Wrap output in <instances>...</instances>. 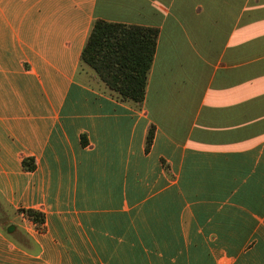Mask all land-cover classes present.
<instances>
[{
    "label": "crops",
    "instance_id": "0c3cea01",
    "mask_svg": "<svg viewBox=\"0 0 264 264\" xmlns=\"http://www.w3.org/2000/svg\"><path fill=\"white\" fill-rule=\"evenodd\" d=\"M98 20L160 30L143 104ZM0 201V264H264V0H0Z\"/></svg>",
    "mask_w": 264,
    "mask_h": 264
},
{
    "label": "trees",
    "instance_id": "16d2710c",
    "mask_svg": "<svg viewBox=\"0 0 264 264\" xmlns=\"http://www.w3.org/2000/svg\"><path fill=\"white\" fill-rule=\"evenodd\" d=\"M160 30L154 27L125 25L98 20L94 23L83 49L81 61L90 67L105 86L123 102L143 104L146 99L149 75L156 55ZM155 128L151 127L145 145L149 153L154 144ZM84 146L87 145L83 137ZM26 172H34V158L22 161ZM35 225L46 231V215L38 210H20Z\"/></svg>",
    "mask_w": 264,
    "mask_h": 264
},
{
    "label": "water",
    "instance_id": "95a60500",
    "mask_svg": "<svg viewBox=\"0 0 264 264\" xmlns=\"http://www.w3.org/2000/svg\"><path fill=\"white\" fill-rule=\"evenodd\" d=\"M14 230H15V227L11 226V227H9L8 232L11 234L12 232H14Z\"/></svg>",
    "mask_w": 264,
    "mask_h": 264
},
{
    "label": "rangeland",
    "instance_id": "374dc122",
    "mask_svg": "<svg viewBox=\"0 0 264 264\" xmlns=\"http://www.w3.org/2000/svg\"><path fill=\"white\" fill-rule=\"evenodd\" d=\"M152 92H153V89L152 90L150 89V96H151ZM0 205L4 206L2 201H0Z\"/></svg>",
    "mask_w": 264,
    "mask_h": 264
}]
</instances>
